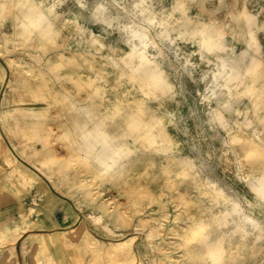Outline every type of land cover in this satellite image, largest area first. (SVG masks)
<instances>
[{
    "label": "rangeland",
    "instance_id": "374dc122",
    "mask_svg": "<svg viewBox=\"0 0 264 264\" xmlns=\"http://www.w3.org/2000/svg\"><path fill=\"white\" fill-rule=\"evenodd\" d=\"M36 1L44 8L61 2L56 8L63 17H77L115 52L114 60L89 52L62 16L41 19L33 4L1 1L0 30L14 35L0 41V231H21L13 255H4L6 264H75L77 256L87 264L91 247L59 242L64 230L80 222L84 237L96 242L95 252L127 242L136 264H152V254L163 264H264V209L253 203L236 162L245 156L249 170L264 172V34L257 36L260 54L254 71L253 52L229 35L219 40L223 50L201 46L199 31L208 24L214 34L215 24L200 11V0ZM248 6L255 13L264 9V0H248ZM130 20L133 27L136 22L147 27L151 42L146 56L165 71L172 92L146 93L131 78L125 63L136 66L139 61L126 57L133 40L122 26ZM29 29L37 36L58 31L60 43L73 52L46 56L42 45L23 51L18 41ZM53 37L42 38L51 43ZM30 54L49 57V69L56 72L49 78V103L35 104L33 120L21 116L13 102L16 87L7 84L10 66L32 64ZM223 60L227 68H236L240 80L223 85ZM62 92L70 99L60 98ZM211 93V99L202 100V94ZM99 120L101 130L115 136V145L128 147L109 173L97 169L95 153L81 140L84 128ZM15 125L38 135L10 136ZM162 131L177 140L174 148L161 142ZM21 145L27 157L20 155ZM177 156L191 158L194 166L181 167ZM209 181L239 201H252L248 208L258 228L246 224V235L237 229L239 222L222 214L230 204L216 197ZM98 216L101 223L93 222ZM196 219L207 224L204 238L189 228ZM149 229L152 238L146 236ZM219 237L224 252L215 262L204 243Z\"/></svg>",
    "mask_w": 264,
    "mask_h": 264
},
{
    "label": "bare ground",
    "instance_id": "6f19581e",
    "mask_svg": "<svg viewBox=\"0 0 264 264\" xmlns=\"http://www.w3.org/2000/svg\"><path fill=\"white\" fill-rule=\"evenodd\" d=\"M2 0H0L1 3ZM28 5L33 4L38 10V16L41 19L50 20L51 15L56 17L62 16V11H57L56 7H59L62 3L60 2L57 6L51 5L46 8L36 0H24ZM198 1V0H196ZM139 4H144L145 0H138ZM198 3V2H197ZM200 11L207 15L209 23L215 24V33L207 30V25L204 26L199 31L201 46H205L206 51L211 50H223V44L219 42L220 39L229 35L233 41H238L242 46L249 48L253 52L251 57V63H253L254 71L258 64L255 62L257 56L260 54V46L257 36L260 32L264 34V9L260 8L259 11L255 13L249 10L248 0H200L198 4ZM63 17V16H62ZM66 23L72 25L74 30L77 32L81 39V44L89 52L98 54L100 57L106 53L111 60H114L115 48L112 44L103 39L102 35L93 32L86 24L80 22L77 17L65 18ZM15 21H11L13 24ZM134 20L128 21L123 24V28L127 29L130 39L137 40L139 46L134 44L132 41V46L130 51L126 54L128 61H132L134 56L138 58V65L125 63V66L129 68L130 76L132 79L139 81L140 86L146 89V93H149L152 89H159L163 94L172 92L174 89L173 83L165 74V71L156 64L155 61H150L146 56V47L151 42L147 27L137 23L133 27ZM135 23V22H134ZM48 34H53L54 37L49 43L42 37H47ZM11 35H14L13 30L9 33H5L0 30V41L5 42ZM21 42L18 41L19 46H23L22 50L26 49H36L37 46L42 45L45 47L46 56H52L57 54H63V51L72 53L73 51L65 43H60L57 38L58 31L47 30V33L37 36L32 35L31 30L22 31ZM138 49V52L136 50ZM37 53V52H36ZM121 60H124L121 58ZM32 64L20 67H11L12 77L8 81V87H16L17 95L13 98L15 106L21 110V116L25 119H37V114L35 112V104L40 102H45L48 105L49 101L47 97L52 94L53 87L49 83V78L51 75H56V72L50 70L52 62L49 57H38L37 55L30 54V61ZM221 71L223 78V85H227L229 81L241 78L236 71V68L229 66L225 60L221 63ZM240 80V79H239ZM242 81V80H241ZM213 92V91H212ZM213 93L210 95L202 94V100L211 99ZM215 94V92H214ZM213 94V95H214ZM68 93H61L60 98L69 97ZM10 101V98L7 100ZM71 103L75 102V99L70 100ZM87 115V114H86ZM161 120V117L158 118ZM170 121V120H169ZM49 125V124H48ZM103 123L101 120L95 121L93 125L89 128H84L81 132L82 143H86L89 147L90 152L95 153L94 161L96 167L99 171L103 173H109L116 169L120 165V161L127 155L128 147L124 144L115 145V136L110 135L106 131L101 130ZM19 125H15L10 136H14L19 139H23L25 135L30 137H35L38 135L33 130L30 132H25L24 129L19 128ZM51 130V128L49 129ZM163 133V134H161ZM161 138V142L165 143L169 147V143L174 148L177 145V140L172 139L165 132H158ZM47 134L46 136H48ZM19 153L24 158L27 157V151L25 145L19 147ZM176 158L180 161V166H190L193 167L194 163L191 158L177 156ZM237 164L239 165L238 172H244L242 176L244 181L248 184L249 192L251 193L253 203L258 207V209H264V172L258 170V175L254 174L252 170H249L248 163L250 158H245V156H237ZM185 170V169H184ZM197 174V173H196ZM211 188L215 191L216 197H221L226 200L230 207H225L222 211L225 216H233L239 223L237 229H239L245 235L249 232L246 228V224H250L253 228L257 229L260 224L259 220L250 212L252 201L244 199V201H239L227 194L223 188L216 187L215 184L209 181ZM95 223H101L100 217H94L92 219ZM104 230L111 235L114 234L109 228L103 225ZM189 228L193 231L192 234L201 238L205 237L204 229L207 228V224L203 220H193L189 222ZM63 234L60 236L59 242L62 244H77L79 247H91L92 253L87 264H136L134 255L129 253V245L127 242L113 243L111 246L104 248L99 247L97 251H94L96 242L93 238L84 237V224L80 222L75 228L71 230H64ZM21 231L16 228L7 229L5 232L0 231V252H3L1 264H6V258L13 255L12 249L17 243ZM154 231L149 229L146 233L147 238H152L154 236ZM223 236V235H222ZM206 239V238H205ZM223 238H216L213 242H205L207 245L208 256L215 262H219L220 258L224 252L222 246ZM69 247V246H68ZM159 248H157L158 250ZM152 264H163L161 259L157 254H152L151 257ZM75 264H85L82 262L79 256L75 257Z\"/></svg>",
    "mask_w": 264,
    "mask_h": 264
}]
</instances>
